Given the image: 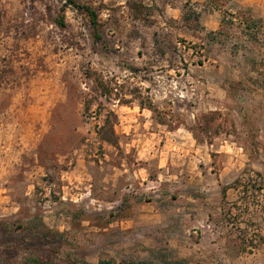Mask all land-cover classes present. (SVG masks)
Wrapping results in <instances>:
<instances>
[{"label": "rangeland", "instance_id": "rangeland-1", "mask_svg": "<svg viewBox=\"0 0 264 264\" xmlns=\"http://www.w3.org/2000/svg\"><path fill=\"white\" fill-rule=\"evenodd\" d=\"M73 1L0 0V264H264V2Z\"/></svg>", "mask_w": 264, "mask_h": 264}, {"label": "trees", "instance_id": "trees-1", "mask_svg": "<svg viewBox=\"0 0 264 264\" xmlns=\"http://www.w3.org/2000/svg\"><path fill=\"white\" fill-rule=\"evenodd\" d=\"M69 4H71L74 8L78 9V10H82L84 11L89 17H90V21L93 25H96V18H97V15L96 13L91 10L89 7L87 6H81V5H78L76 4L73 0H67ZM259 175V174H257ZM252 187V186H251ZM246 188V187H245ZM262 190V184L259 183L258 184V187L255 188V191H260ZM223 195L225 196V189L223 190ZM244 237H246V234H244ZM182 262L181 261H169L167 262L166 264H181ZM96 264H111L109 261H99L97 262ZM142 264V263H140Z\"/></svg>", "mask_w": 264, "mask_h": 264}, {"label": "crops", "instance_id": "crops-1", "mask_svg": "<svg viewBox=\"0 0 264 264\" xmlns=\"http://www.w3.org/2000/svg\"><path fill=\"white\" fill-rule=\"evenodd\" d=\"M260 2H264V0H260ZM256 11L258 12L259 10H256ZM262 13L264 14V8H263V10H262ZM263 14H261V16H262Z\"/></svg>", "mask_w": 264, "mask_h": 264}]
</instances>
